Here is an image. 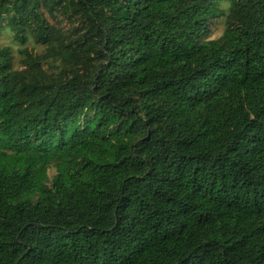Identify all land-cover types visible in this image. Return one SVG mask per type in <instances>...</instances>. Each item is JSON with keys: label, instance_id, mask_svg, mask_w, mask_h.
I'll return each mask as SVG.
<instances>
[{"label": "trees", "instance_id": "1", "mask_svg": "<svg viewBox=\"0 0 264 264\" xmlns=\"http://www.w3.org/2000/svg\"><path fill=\"white\" fill-rule=\"evenodd\" d=\"M3 31L0 264H264V0H0Z\"/></svg>", "mask_w": 264, "mask_h": 264}, {"label": "rangeland", "instance_id": "2", "mask_svg": "<svg viewBox=\"0 0 264 264\" xmlns=\"http://www.w3.org/2000/svg\"><path fill=\"white\" fill-rule=\"evenodd\" d=\"M221 8L224 9L225 11L227 10L228 4L226 2H223L221 5ZM47 19L49 20L50 23H59L62 27L63 30L66 31L67 35H75L76 31L74 28H72L68 22L66 21L65 18H60L58 16H52L50 14H47ZM209 39H217L219 38L224 30V18H220L218 20H214V21H210L209 22ZM0 44L2 45H8L11 47L12 49V54L14 56V61L17 63L20 60L19 55L17 54L18 49L20 48L19 45H17V43L12 39V36L3 31L0 34ZM26 47L28 48H32L38 52H40L42 50V48L38 45H34L33 42H31V40H29V42L27 43ZM48 178L51 179L55 173L56 170L53 166H50L48 171Z\"/></svg>", "mask_w": 264, "mask_h": 264}]
</instances>
